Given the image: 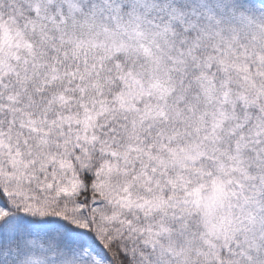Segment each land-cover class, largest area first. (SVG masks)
<instances>
[{"label": "snow or ice", "instance_id": "1", "mask_svg": "<svg viewBox=\"0 0 264 264\" xmlns=\"http://www.w3.org/2000/svg\"><path fill=\"white\" fill-rule=\"evenodd\" d=\"M0 264H264V0H0Z\"/></svg>", "mask_w": 264, "mask_h": 264}]
</instances>
